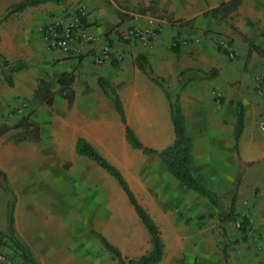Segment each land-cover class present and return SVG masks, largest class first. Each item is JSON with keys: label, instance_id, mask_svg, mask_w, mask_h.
Here are the masks:
<instances>
[{"label": "crops", "instance_id": "crops-1", "mask_svg": "<svg viewBox=\"0 0 264 264\" xmlns=\"http://www.w3.org/2000/svg\"><path fill=\"white\" fill-rule=\"evenodd\" d=\"M24 1L0 0V55L10 65L26 66L10 75V86L9 67L0 64V239L9 241L12 211L14 237L37 264H91V256L106 253L96 235L128 260L152 250L118 180L78 154L84 141L120 173L158 227L165 246L161 263L184 256L187 264H264V97L254 84L264 76V0H242L224 20L210 13L232 0H52L12 12ZM81 6L88 13L82 30L95 42L82 54L49 49V27L72 20ZM150 17L160 33L144 48L128 35ZM178 38L198 43L176 54ZM220 38L231 42L235 59L219 49ZM104 43L112 54L99 65L95 57ZM139 54L163 85L137 66ZM68 74L75 78L72 104L61 94L60 80ZM99 79L120 98L124 118ZM42 97H51L52 105ZM175 103L191 141L193 175L217 194L223 215L178 181L155 153L176 139ZM239 106L244 129L236 142ZM37 128L39 140L32 136ZM127 129L150 153L130 144ZM244 220L255 236L251 253L246 244L229 242L242 238L235 226ZM204 239L210 246H203Z\"/></svg>", "mask_w": 264, "mask_h": 264}, {"label": "trees", "instance_id": "trees-1", "mask_svg": "<svg viewBox=\"0 0 264 264\" xmlns=\"http://www.w3.org/2000/svg\"><path fill=\"white\" fill-rule=\"evenodd\" d=\"M52 0H27L24 2H21L17 5H15L12 8V12L14 13H22L26 9L30 7H37L43 4H46ZM59 1V0H58ZM242 0H232L228 3L222 4L219 8L216 10H213L210 14L214 18H221L222 20L227 19L232 13L236 12L239 7L241 6ZM153 10V8H152ZM209 15V14H208ZM207 16V15H206ZM86 21V18H81V25L83 26ZM173 22V21H172ZM185 25V24H182ZM179 38L174 41V45L172 47V50L174 53L178 54L179 50L182 48L181 44L179 43ZM137 66L145 72L148 76L152 77L151 74V68L150 65L147 62L146 56L143 54H139L136 59ZM0 64L5 69L8 68V75H6V80L8 81L9 85L12 86V79L11 74L14 72H20L22 70L26 69V66L23 64H15L10 65V63L3 58L2 55H0ZM6 73V72H4ZM215 72H213L212 75H214ZM74 76L71 74L64 75L60 80V86H61V94L62 96L67 99L70 104L73 103L74 100V92L71 89V86L74 82ZM152 80H154L157 84L163 85V80L161 79H155L152 77ZM42 85L45 86V83L42 82ZM99 85L104 91V93L107 96H110L115 104L116 110L118 113L124 118V111H123V105L120 100V98L117 96L116 93H114L109 85L108 82H106L103 79H99ZM39 96V93H38ZM46 99L48 105H52V99L51 97H42ZM172 122L175 128V134L176 139L174 143L167 148L166 150L162 152H155L159 155V157L163 160V162L166 164L169 172L178 180L180 181L187 189L200 194L201 196L207 198L211 204L219 211L218 213L220 215H223L224 212L221 209L219 199L217 194L214 192L208 190L205 186H203L193 175V158H192V145L190 138L186 134L185 124H184V116L182 113V109L179 106L178 103H175L172 105ZM29 125L25 124L22 127L25 129H28ZM244 129V122H243V112L242 108L239 106V113H238V124L236 127V142L239 141ZM0 134H3V132L0 131ZM29 134H26L24 136H20L18 139V143L26 140ZM35 137L36 140H39V130L36 129L35 133L32 135ZM127 137L130 142V144L136 148L145 151L146 153H150L149 150L144 149L143 146L139 143L135 135L130 129H127ZM78 154L88 157L89 159L95 161L100 166H102L106 171H108L112 176H114L121 187L124 189V191L128 194L129 199L134 206L138 216L142 220L144 226L146 227L149 235L150 240L152 244V250L147 253L146 255L141 256L138 259L134 260H128L125 259L121 252L114 247L112 244H110L103 236L96 235L97 238L101 241L102 245L104 246L107 253H109L114 261H117L119 264H160L163 261L164 258V252H165V246L164 242L161 237V233L158 229V227L155 225L153 220L150 218V216L146 213V211L140 207L137 203V200L129 190L126 182L120 175V173L115 170L113 167H111L96 151H94L86 142L80 141L77 146ZM7 189V188H6ZM235 203V200L233 202V205ZM233 211V208L231 209ZM232 215V212H231ZM214 215H212L213 217ZM224 220V219H223ZM248 221H243L241 226L243 229H245ZM14 217L12 211L9 215V226L7 230V234H5L6 237L9 238V241L11 243L10 249H14L16 252H21L22 256L19 259L20 261L27 262L29 264H37L36 260L34 259L31 250L28 246L21 243L18 239L14 237ZM3 236L2 234H0ZM3 242V239H0V243ZM3 245V244H2ZM7 259L12 260L14 264H19L18 259L11 255L10 253H5Z\"/></svg>", "mask_w": 264, "mask_h": 264}, {"label": "built area", "instance_id": "built-area-1", "mask_svg": "<svg viewBox=\"0 0 264 264\" xmlns=\"http://www.w3.org/2000/svg\"><path fill=\"white\" fill-rule=\"evenodd\" d=\"M87 15V9L81 6L74 11L72 20L66 23H61L62 21H60L49 27L45 38L49 49H57L65 52L74 50L76 53L82 54L87 46L95 42V39L88 32L82 30L80 21L81 18H86ZM159 33V23L155 18L150 17L144 26H133L128 36L132 41L137 42L142 47L149 48L152 42L158 38ZM195 42L198 43V41ZM179 43L182 47H187L190 44V42H186L183 39L179 40ZM217 43L219 49L228 55L230 59L233 60L236 58V51L229 40L220 38ZM111 54L112 49L110 45L104 43L100 53L95 57L96 63L101 65L108 61ZM254 84L255 91L258 95L264 97V76L255 78ZM260 130L264 132V118L260 122ZM241 224L242 222L238 223L237 227L241 228ZM0 264H14V262L6 257L0 256Z\"/></svg>", "mask_w": 264, "mask_h": 264}, {"label": "rangeland", "instance_id": "rangeland-1", "mask_svg": "<svg viewBox=\"0 0 264 264\" xmlns=\"http://www.w3.org/2000/svg\"><path fill=\"white\" fill-rule=\"evenodd\" d=\"M183 40L186 42H190V44L187 46V48H189L193 44H195V39H183ZM203 226H206V224L204 223ZM235 228H236V230L243 232L242 238L241 239H234V241H229V242H234V244H233L234 247H238V248L241 247V244H246V246L248 247V252L249 253L253 252L251 244H252L253 238L255 236H254L253 230L251 229V224H250L249 220H248V223H247L245 229H243V227L238 228L237 226H235ZM224 243H227L226 239L224 237H220L219 245L223 246ZM202 244H203V246H210L211 240L210 239H204V240H202ZM10 245H11V243L8 240H3V242L0 243V247H1L0 248V256H3V257L7 256L8 257V255L5 256L4 254L10 253L9 256H11V255L15 256L19 262V259L22 256V253L18 252V251L16 252L12 248L10 249ZM229 246H231V245H229ZM2 248H4V249H2ZM234 250L238 251L239 255L241 254V250H239L237 248H234ZM166 257L167 258L169 257L168 254ZM183 257L184 256H182V260H179V258H178V261H176L175 264H187ZM252 258H253V256H252ZM19 264H20V262H19ZM91 264H119V263L117 261H114L112 256L109 253L106 252L104 254L103 251H101L100 253L95 254V256H91ZM161 264H163V263H161Z\"/></svg>", "mask_w": 264, "mask_h": 264}]
</instances>
